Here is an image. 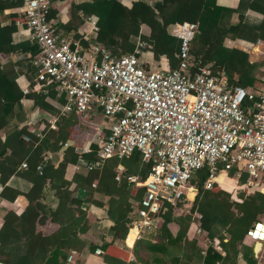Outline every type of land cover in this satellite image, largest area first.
I'll use <instances>...</instances> for the list:
<instances>
[{"label": "trees", "instance_id": "obj_1", "mask_svg": "<svg viewBox=\"0 0 264 264\" xmlns=\"http://www.w3.org/2000/svg\"><path fill=\"white\" fill-rule=\"evenodd\" d=\"M179 1L132 0L130 6L125 7L118 0H48V19L61 16L63 12L59 7L65 6L70 19L60 20L54 26L59 33L60 30L72 32L80 51L85 53L97 46L105 48L112 57L120 58L140 46L138 63L148 72L174 70L179 66L180 41L171 34L172 25L175 21L196 23L200 34L190 44L187 57L191 70L198 64H208L213 74L223 71L227 75L229 86L258 88L260 80L256 74L264 71V61L251 63L245 52L227 48L223 43L227 38H234L231 21L234 14L245 15L244 22L252 24L248 12L261 17L256 24L264 40V0H239L235 9L218 8L216 0H189L184 9ZM21 4V0H4L2 7L14 9ZM84 16L96 18L97 31L91 32L88 38L77 32ZM8 31L9 39L5 41L6 30L0 29V55L6 57L0 61V122L8 124L14 120L16 124L3 140L0 139V192L23 196L27 206L18 215L7 211L3 217L0 264H67L69 256L85 248L91 253L102 250L104 264H128L126 256H114L106 250L115 241L124 242L129 224L138 219L135 209L140 207L145 191L143 182L151 163L142 161L140 155L133 152L128 158H111L102 168L75 173L67 180L65 173L69 164L101 160L98 131L91 138L87 153L75 152L73 146H68L63 150L60 163L54 165L48 160L42 163L41 172H37L35 168L41 163L39 157L30 162V155L36 153L35 147L40 146L46 154L58 153L69 139L70 130L82 127L83 115L75 109L61 115L68 103L67 96L59 93L54 99L49 98L46 91L54 86L40 85L36 89L37 70L32 60L38 48L29 37L17 43L12 41L11 35L16 31L13 21ZM13 55L19 59L12 61ZM21 76L26 78L28 90L32 92L25 103H20L23 93L18 80ZM253 101L244 100L242 108L246 113ZM35 111L56 119L54 129L46 124L40 137L29 131L26 124L27 116ZM24 162L26 168H22ZM117 166L126 171L119 179ZM233 173L234 170L222 182L206 190L203 183L208 170L206 167L197 170L191 184L198 191L190 202L189 214L177 216L173 207L163 205L153 237L136 241L132 249L134 261L129 264H256L250 253L240 259L238 255L245 246L242 241L247 230L264 218V193L238 191L235 199L231 198ZM129 176L137 177L138 184L128 183ZM46 185L54 186L47 194L44 193ZM79 190L86 192L84 202L77 195ZM96 194H105L106 200L96 199ZM82 202L86 203V208L81 206ZM194 213L200 214L199 227L216 245L209 246L204 254L194 239L187 238ZM90 215L94 218L92 223ZM32 216L35 217L30 224ZM47 222L56 224V230L49 234L36 231L35 223L45 225ZM171 222L179 226L175 236L168 229ZM244 250L249 252L250 247L245 246Z\"/></svg>", "mask_w": 264, "mask_h": 264}, {"label": "built area", "instance_id": "obj_2", "mask_svg": "<svg viewBox=\"0 0 264 264\" xmlns=\"http://www.w3.org/2000/svg\"><path fill=\"white\" fill-rule=\"evenodd\" d=\"M21 1L22 25L38 48L32 60L38 85L51 83L65 93L68 103L61 115L72 109L87 115L98 108L106 119L105 131L97 136L101 160L85 163L83 168L100 169L107 160L128 158L133 152L151 163L140 207L135 209L138 219L129 224L124 240L127 248L157 228L163 205H190L198 191L191 180L199 169L208 170L206 190L234 170L231 198L238 191L264 193V72L258 88L242 89L229 86L223 71L213 74L206 64L192 71L187 57L198 25L189 22L172 25L171 34L180 41L179 66L148 72L138 63L140 46L120 58L97 46L84 53L48 19V0ZM86 20L96 32L95 19ZM245 99L254 100L247 113L242 108ZM69 145L66 142L63 148ZM88 151L86 147L77 152ZM52 159V154H44L36 171L41 172L42 163ZM26 167L24 162L22 168ZM125 172L117 166V179ZM126 180L138 184L137 177ZM193 217L201 218L198 213ZM195 234L206 235L199 226ZM254 242L260 244L257 259L263 260L264 218L251 225L242 245L251 247ZM95 254L102 251L97 249ZM71 260L69 256L67 263Z\"/></svg>", "mask_w": 264, "mask_h": 264}, {"label": "crops", "instance_id": "obj_3", "mask_svg": "<svg viewBox=\"0 0 264 264\" xmlns=\"http://www.w3.org/2000/svg\"><path fill=\"white\" fill-rule=\"evenodd\" d=\"M3 1L4 0H0V29L6 30L4 40L6 41L9 39V31L8 30H9L10 24L13 21L14 24L16 25V31L11 35L12 41L14 43H17L19 41H23L25 38L28 37V35H27V31L25 30L24 26L22 25L21 16L18 13L19 7L14 8V9L3 8L2 7ZM118 1L123 6L129 7L130 2L132 0H118ZM147 1L150 2L152 0H147ZM179 3L182 6V8L187 9L189 0H180ZM238 4H239V0H216L217 7L221 8V9H235L238 7ZM59 10L63 13L61 16L59 14L56 19H51V21L54 25H56L60 20H62V22H67L70 19V13L66 9L65 6L62 5L61 7H59ZM248 16H249V18L251 20L250 22H252V24L251 23L246 24L244 22L245 15L237 16L234 14L232 16L231 21H232V24L234 25V27L232 29V33L234 35V38L233 39H230V38L225 39L223 45L227 48H234V49H238V50L245 52L248 55V61L251 63H260V62L264 61V40L260 36V32L257 28L258 25L256 23L261 19V17L259 15H254V14L249 13V12H248ZM87 18H93L96 21V18L94 16H84L83 17L82 23L79 26L77 32L80 35H84L85 38H88L89 34L91 32H93L90 25L87 23V20H86ZM176 22H179V21H175L174 23H176ZM182 22H187V21H182ZM189 23H192V22H189ZM60 33L64 36H66L67 38L73 39V33L72 32L69 33V32H64V31L60 30ZM199 34L200 33H197V36H196L194 41H196L198 39ZM5 59H6V57L4 55H0V61H3ZM18 59L19 58L16 55L11 56L12 61H17ZM206 65H208V64H206ZM263 72L264 71H258L257 72L256 77L259 80H260V77L262 76ZM18 83L20 85V88H21L20 90L22 91V93H23L24 89L28 90V85L26 84L27 81H26V78L24 76H21L19 78ZM44 85L49 86V87L53 86L51 83H46ZM39 86L40 85H37L36 89H38ZM46 92H47L48 97L51 99H54L56 96L59 95V92L56 90L55 87H51ZM31 95H32V92L28 90V94H26V95L23 94V97L20 99V103H25V100L27 98H30ZM82 118H83V121L90 122L91 124L94 123L95 118H99L100 121H99V124L95 126L96 131L93 134H90V133L84 134V135L80 134V132L84 131L83 125L85 124V122H83V124H82L83 128L80 127V128H74V129L70 130V137L67 140V142L70 143L69 146H73L74 148L77 149V151H80L81 149L86 148V147H88L90 149V141H91V138L94 136V134L98 131H99V134L101 132L105 131L104 127H105V122H106L105 120L106 119L102 115L100 109L94 108L89 114L83 115ZM55 120L56 119L54 117H51V116L47 115L46 113H43L40 111H35V112H33L27 116L26 124H27L29 131H32L34 133L38 132V133L42 134V130L46 124L49 125V127L51 129H54ZM15 124H16V122L14 120H11L8 124H6L5 121L0 122V139L1 140L4 139L5 135L15 126ZM51 124H53L52 125L53 128L51 127ZM64 149L65 148L62 147L58 153L52 154L53 159L50 160V162H52L54 165H57L58 163H60L62 161V155H63ZM35 150H36V153L30 155V162L36 161L37 157H39V162H41L43 155L46 153H44L43 149L40 146H36ZM74 151H75V149H74ZM77 151H75V152H77ZM83 167H84V165L79 163V162L77 164H74V165L69 164L67 166V169H66L65 178L67 180H70L75 173L87 172ZM52 188H54V186L46 185L44 187V193L47 194L50 190H52ZM77 195L83 201L86 197V192L84 190H79L77 192ZM10 197H12L13 199H11ZM95 198L99 199L101 201L106 200L105 194H96ZM1 202H2V207L0 208V223L1 224L3 223V217L7 211H14V210L19 209L21 212L27 206V200L23 196H13V195H7V194L2 195V193L0 192V203ZM83 202H82L81 206L83 208H86V203H83ZM190 205L187 203H184V204H181L179 206V208H174L175 209L174 210L175 215L178 216V215L189 214ZM194 214L192 215V217L194 216ZM93 220H94L93 216L90 215L89 221L92 223ZM158 226H159V220H158ZM196 226H199V223H198L197 219H195L193 217V221L191 222V224L188 228V231H187V238L188 239H194L197 242V245L202 249V254H204L205 250L209 246L213 247L216 245H215V243L210 241V239L207 237V235L195 234V227ZM46 228L49 229L48 233L43 232V230H45ZM56 228H57L56 224L47 222L45 225H39L38 224L36 226V231H41L44 234H49V233L53 232L54 230H56ZM168 229H169L170 233L172 234V236H175L178 229H179V226L177 223L171 222L168 224ZM155 230L145 234V236L143 238L144 239L148 238V237L152 238L154 233H155ZM223 235L224 236L226 235L225 231H223ZM110 239L111 238L109 236L106 238L107 241H109ZM207 240L210 241L211 244H208ZM151 241H154V240H151ZM226 241L227 240L224 239V242H226ZM132 249H133V247L127 248L125 246L124 242L115 241L110 247L107 248L106 252L109 254H112L114 256H118V257H123V255H124V258H125V256H126L125 260L129 264V263H132L134 261V255L132 253ZM244 249H245V246L240 249V252L238 255L239 259L241 256H243V254L246 255L247 253H250V256H251V247H250L249 252H247ZM102 254H103V252H102ZM71 256H72V260L70 263H67V264H104L101 260V255H96L95 252L91 253L88 250V248H85L82 252L71 255ZM255 260H256V264H264V259L260 260V261H258V259H255ZM241 261H243V263L244 262L246 263V261L244 259H241Z\"/></svg>", "mask_w": 264, "mask_h": 264}, {"label": "rangeland", "instance_id": "obj_4", "mask_svg": "<svg viewBox=\"0 0 264 264\" xmlns=\"http://www.w3.org/2000/svg\"><path fill=\"white\" fill-rule=\"evenodd\" d=\"M99 118H95L94 119V123L93 124H91L90 122H87V121H84L85 122V124L83 125V127H84V131H82V132H80V134H93L96 130H95V126L96 125H98L99 124ZM105 177V173H103V171H102V173H101V179L103 180V178ZM233 184H234V182H233ZM19 212H20V210L18 209V210H14V213H15V215H18L19 214ZM34 217L35 216H32V218H30V220H29V222H30V224H32V221H33V219H34ZM38 224L37 223H35V228H36V226H37ZM48 231H49V229L48 228H46L45 230H43V232L44 233H48ZM246 250H248V249H246Z\"/></svg>", "mask_w": 264, "mask_h": 264}, {"label": "water", "instance_id": "obj_5", "mask_svg": "<svg viewBox=\"0 0 264 264\" xmlns=\"http://www.w3.org/2000/svg\"><path fill=\"white\" fill-rule=\"evenodd\" d=\"M260 249V244L258 242H254L251 245V257L254 259H257V254L259 252Z\"/></svg>", "mask_w": 264, "mask_h": 264}]
</instances>
